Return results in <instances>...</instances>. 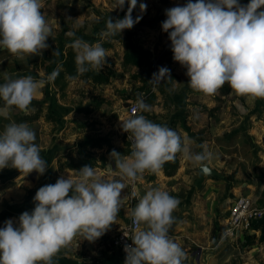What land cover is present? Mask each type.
Instances as JSON below:
<instances>
[{
    "label": "clouds",
    "instance_id": "9594fccd",
    "mask_svg": "<svg viewBox=\"0 0 264 264\" xmlns=\"http://www.w3.org/2000/svg\"><path fill=\"white\" fill-rule=\"evenodd\" d=\"M126 3L124 18L109 17L101 37L119 36L140 22L142 16L132 17L137 0H114L112 8L123 10ZM43 7L42 0H0V49L20 59L41 55L53 37V25ZM139 7L143 13L147 5ZM260 9L264 0H250L246 6L238 0H188L184 6L166 10L162 29L169 33L173 59L187 69L193 90L215 95L227 84L237 96L264 98V11ZM66 35L75 37V32ZM68 46L75 53L76 66V76L69 78L105 66L107 49L101 43L75 38ZM56 75L52 73L48 80ZM164 80L172 78L170 70L161 67L149 83ZM45 83L31 75L6 78L0 84V117L10 119L14 108L27 112ZM147 111L149 105L138 98L133 112ZM121 127L131 141L130 154L110 153L120 178L102 179L93 166L86 165L79 171L69 170L74 176L68 174L67 179L61 177L39 188L34 210L19 216L18 227L8 220L0 228V264H52L53 256L76 236L94 242L109 230L127 198L121 197L126 181L134 184L145 171L158 174L177 154L201 168L210 159L207 149L194 152L193 141L142 114L124 120ZM35 140L26 122L8 123L0 132V169L43 175L48 166ZM132 195L138 193L134 190ZM178 205V199L159 188L148 189L139 198L130 215L135 226L146 227L135 232L132 245L125 246V264H183L187 253L169 236Z\"/></svg>",
    "mask_w": 264,
    "mask_h": 264
},
{
    "label": "rangeland",
    "instance_id": "374dc122",
    "mask_svg": "<svg viewBox=\"0 0 264 264\" xmlns=\"http://www.w3.org/2000/svg\"><path fill=\"white\" fill-rule=\"evenodd\" d=\"M42 2L44 5L42 12L53 25V37L50 38L62 45L64 51L75 38H81L90 44L99 42L103 46L104 43H109L111 47L106 48V63L102 70L106 71L109 68L114 72L109 85L95 86L79 79L69 83L66 96L64 99H60L64 113L61 116L67 115L69 117L67 120H69L64 121L57 115L58 120L56 121L58 122L55 124H47L46 118V122H43L44 125H47L45 146L60 145L55 150V156L48 157L49 162L55 158L65 162L66 158L77 159L79 155L91 156L97 160L96 171L102 179H119L118 171L113 169L114 160L110 157L112 150L108 147L92 149V140L108 138L115 148L119 145L122 148L125 137L128 138V133L122 131L121 123L131 118L128 114V107L138 98L143 99L144 102L146 99V96L140 92L142 87V82L139 79L140 74L143 73L145 77L152 79L153 74H157L161 67H166L170 70V76L175 75L177 79L169 88H165V94H161L158 89L153 88L157 94L155 104L149 105V111L143 112V114L148 119L152 115H157L158 118L154 119V122L161 125H164L165 121H169L172 115L178 113L181 117L189 116V123L196 122V125H191V129L198 128L195 133L201 137L207 151L211 154L208 160H211L214 168L223 175L220 179L216 178L218 180L214 178V181L219 185L218 198L214 199L215 203L208 199L207 192L204 194L205 197L202 196L204 197L202 202L200 199L202 197L195 191L194 194H198L199 198H194L193 200L197 202L189 205L193 209L197 206L205 208L203 231L198 237V242L202 246L204 245V248L192 247L193 256L189 264H264V221L255 231L257 240L252 247H247L239 241H224L218 247H214L212 242L213 238L218 235L217 233L221 231V227L229 215L230 207L238 197L251 195L257 200L258 205L264 201V98L240 97L233 90L229 95L222 96V89L228 86L225 84L215 95L189 92L184 97L185 101L181 112H179L178 106H176L178 109H174L173 97L180 92L172 88L182 87L183 83H186L187 69L174 61L169 33L163 31L162 23L167 19L166 10L180 6L177 0H141L140 4L147 5L146 11L142 13L139 7L134 13L133 19L137 16H142V19L131 29H126L120 34L122 40L129 37L135 47L151 53L149 63L143 68L124 67V42L110 40V35L101 37V32L106 30V20L109 17L114 20V16L119 10H113L114 0H42ZM68 31H74L75 37L66 35ZM37 57L38 60L30 62L33 67L29 71L42 68L46 77L50 76L53 72L52 69H47L48 63H42L41 55ZM15 58L20 59L14 56L8 61L13 65ZM25 58L26 55L23 59ZM160 59H164V63L158 65ZM52 92L54 93L46 86L45 95L48 93L51 101L48 105H38L30 109L32 116L35 115L34 113L46 116L50 112L52 109L50 94ZM94 101H102V108L92 111ZM207 109L215 110L210 113ZM16 113L17 116H20V113L25 112L16 109ZM195 152L197 151L195 150ZM1 170L3 172L0 176V226L3 228L5 222L10 220L8 219L10 211L18 213L22 209L20 204H14V196L9 191L24 189V178L31 175L29 178L31 184L36 175L33 172L30 174L20 173L11 167ZM145 175L149 177L147 171L141 177ZM189 176L194 179L195 172ZM61 177L68 178L57 176L51 172L50 176L44 179L55 184ZM11 178H16V180L7 183V180ZM137 183L138 181L135 184L126 181L127 186L122 191L121 197L127 198L120 208L115 223L102 237L94 242H89L83 240L81 236H76L65 249L74 255L83 256L86 261H88L90 247L95 249L93 252H97L96 249L100 246L109 249L121 228L128 223L130 209H133L138 203V195H132ZM193 213H195L194 210ZM12 221L14 226H17L18 220ZM202 229L199 228V230ZM203 235L204 238H202ZM199 251H201V255L198 262L196 259Z\"/></svg>",
    "mask_w": 264,
    "mask_h": 264
},
{
    "label": "crops",
    "instance_id": "0c3cea01",
    "mask_svg": "<svg viewBox=\"0 0 264 264\" xmlns=\"http://www.w3.org/2000/svg\"><path fill=\"white\" fill-rule=\"evenodd\" d=\"M196 2V0H193ZM181 6L180 0H177ZM238 2L242 6H246L249 2L247 0H238ZM7 55H10L11 57H14L11 53L6 51L5 49H0V84H3L6 82V78L11 79H17L20 77H26L31 75L36 80H44L46 81L44 87L40 90V94L36 96L33 101L31 102L30 108L25 113H20V116H32L30 109L37 107L38 105L46 104L48 105L51 101V98L49 97V94L47 93L45 95V88L48 86L54 93L50 94L52 96V109L55 111V113L64 121H68L67 118H69L67 115L61 116L64 113L62 112V107L60 104H62V99L60 97V94L58 93V90L54 86L53 80L49 81L48 77H46L44 71L42 68L36 70V71H29V69L32 70L31 63L35 59L38 60L37 56H29L26 55L25 59H14L15 63L13 65L8 61L11 59V57H8ZM179 64V63H177ZM176 64V65H177ZM12 65V66H11ZM44 77V78H43ZM189 77L186 81V83H183L182 87H173L172 89L178 90L180 94L175 95L173 97L174 102V109H178L179 112H181V108L184 106L183 103L185 101V96L189 92H193V90L189 85ZM48 84V85H47ZM199 92V91H195ZM215 97V96H213ZM178 104V105H177ZM3 105V101H0V106ZM178 106V107H176ZM36 114V113H34ZM18 114L16 113V109L14 108L10 114V119H4L3 117H0V132L4 130V127L10 123V122H16L15 116ZM180 118L178 122V131L181 133V136L184 138H187L191 141H193L191 148L195 152H202L204 149H206L204 145V141L201 139V137L195 133L196 129H191V125H196V122H190V117L187 118L181 117V115L175 114L172 115L169 119V121H165L164 125L168 126L169 123L175 118ZM46 116H40L39 119L36 121L30 122L27 121L26 123L34 130L36 134V140L35 143L40 148V155L41 157L46 161L47 163V169L46 172L43 175H39L35 171H33V174L36 175V178L33 183H29V178L31 175H27L24 178V189H12L9 192H12L13 198H14V204H20L22 206V209L20 212L14 213L13 211H10V220H18L22 213L29 212L31 213L34 210L35 202L34 197L36 192L39 188H41L44 185L51 184L52 182H48V180H45V177L50 176V173H54L57 176H64L68 177V174L75 175V173L69 172L71 169H64L60 170V162L58 158L52 159L51 162H49L48 157L51 156L53 158L55 156V150L59 148L60 145L54 144L51 147L45 146L46 144V129L47 125H44L43 122H46L45 120ZM42 119V120H41ZM58 122V121H57ZM78 122V121H76ZM47 124H55L56 122L48 121ZM199 145H203L204 148L199 147ZM117 148H120V145L117 146ZM82 157L78 156L77 158ZM64 161V160H63ZM67 161V158L65 159ZM205 164H209L213 169L214 168L212 161L208 160L205 162ZM199 167L197 165H194L188 161H186L183 156H181V163H180V169L178 170L177 174L174 177H166L162 171H160L158 174H155L156 179L154 181H150L149 177L145 175L144 177H140L137 183V186H135V191L138 193V200L143 195L146 194V191L148 189L152 188H159L162 191H166L169 193V195L175 197L179 201L178 208L174 211L173 216L175 218V223L172 225V227L169 230V236L180 246L184 249V251L187 253V259L183 261V264H189L192 259L193 253L191 252L192 247H199L204 248L200 242H198V237L201 236V232L203 231L202 225L204 224L203 216L205 208L202 209V207L197 206L196 208L189 207L190 204H194L197 201L193 200L194 198H199L204 196L207 192L208 199L213 200L217 199L218 197V183L214 181V178L216 177H205L198 185L195 184L196 177L199 173ZM96 169V168H95ZM114 169V168H113ZM115 170V169H114ZM72 171H78V170H72ZM116 171V170H115ZM118 171V170H117ZM3 170L0 171V176H2ZM195 172V178L191 179L192 173ZM220 179V178H218ZM216 179V180H218ZM16 180V178H11L7 180V183H11L12 181ZM27 188V189H26ZM10 189V188H9ZM197 192L198 194L195 195L194 192ZM211 191V192H210ZM213 197H212V196ZM245 196H251V195H245ZM204 197L200 198L202 202L204 201ZM212 197V198H211ZM253 197V196H252ZM197 198V199H198ZM200 202V203H202ZM203 204V203H202ZM193 210L195 213H193ZM130 214V211L128 215ZM16 216V217H14ZM202 222V223H201ZM201 223V225H199ZM223 226V225H222ZM18 227V223H17ZM146 227L145 225H141V229ZM201 228L202 230H199ZM218 234V233H217ZM204 238V235L202 236ZM217 238V235L213 238L212 242L214 247H218L219 245L215 244V240ZM93 248L90 247V252H88V261L83 256L80 255H74V253H71L65 249V247H62L60 251L55 254L52 258V264H120L122 260L121 251L117 248H114L112 245L110 248H105V246H100L97 248V252H93ZM197 261V259H196ZM38 264H43V262H38Z\"/></svg>",
    "mask_w": 264,
    "mask_h": 264
},
{
    "label": "trees",
    "instance_id": "16d2710c",
    "mask_svg": "<svg viewBox=\"0 0 264 264\" xmlns=\"http://www.w3.org/2000/svg\"><path fill=\"white\" fill-rule=\"evenodd\" d=\"M120 14L119 12L116 13L114 16V20L119 18ZM110 40H120L121 42H124L125 47V53L123 58V66L124 67H135V68H143L147 63H149L151 58V53L148 51H144L143 49L137 48L132 43L131 39L129 37H126L125 40L121 39V36H110ZM48 48L44 50L41 54V61L42 63H48L47 69H52V72L57 73L55 78L53 79L54 86L58 90V93L60 94V97L64 99L66 96V91L69 86V83L74 80H81L85 83H91L95 86H104L109 85L112 81V78L114 76V72L112 69L101 70V71H89L88 73L84 74L83 76H80L78 78L72 79L69 77H75L76 76V66H75V53L73 49L69 46H67V49L64 51L62 45H59L56 43V41L52 38H49L47 40ZM105 48H110L111 45L109 43H104ZM171 62V61H169ZM164 63V59H160L159 64ZM152 66V65H151ZM172 80L168 81H161L159 83H149L152 79H149V77H145V75L140 74V80L142 82V87L140 88V92H142L145 96V103L147 105H154L155 100L157 98V94L155 91H153V88L158 89V91L161 94H165V88L170 87L174 80L177 79L175 75H173ZM166 82V83H165ZM222 96H227L231 93L232 89L230 86H227L226 88L222 89ZM103 106V102L101 101H94V107L93 110H99ZM216 109V108H215ZM215 109H207L210 113H212ZM144 115L143 113H139ZM145 116V115H144ZM40 114H35L34 116H15L16 123H22V122H33L39 119ZM157 115H152L149 120L154 122V119H157ZM46 119L48 121L57 122L58 116L57 114L50 109V112L47 113ZM180 118L175 117L168 125L169 128H172L176 130L178 133V122ZM155 123V122H154ZM181 135V134H180ZM130 145L131 142L128 140L127 137H125L124 140V146L122 148H115L108 138H97L92 140L91 147L92 149H102L103 147H108L110 150H115L117 153L121 155H129L130 154ZM181 154H177L174 161L166 162L163 166L162 172L166 177H174L178 170L180 169V163H181ZM93 166L94 168H97V160L94 157H79L77 159H67L65 162H60V170L64 169H71V170H80L84 166ZM113 168L115 169V161L113 162ZM116 170V169H115ZM117 171V170H116ZM149 180L154 181L156 176L155 174L148 172ZM264 221V219L262 220ZM254 223L253 229L257 230L261 224ZM222 229V227H221ZM257 236L246 234L245 235V246L252 247L256 244ZM264 240V239H263Z\"/></svg>",
    "mask_w": 264,
    "mask_h": 264
},
{
    "label": "built area",
    "instance_id": "2783aa9c",
    "mask_svg": "<svg viewBox=\"0 0 264 264\" xmlns=\"http://www.w3.org/2000/svg\"><path fill=\"white\" fill-rule=\"evenodd\" d=\"M250 3V0H247ZM141 0H137V7L132 11V17L134 13L139 9ZM181 6L188 3V0H180ZM192 2H194L192 0ZM128 5L124 6L123 10H118L120 16L119 19H123L127 13ZM258 11H264L260 9ZM135 103L128 107V114L130 117L138 115L137 112H133ZM131 142V141H130ZM136 183V182H135ZM134 183V184H135ZM130 209V213H131ZM128 223L121 228L119 233L113 240L112 246L121 251L122 260L120 264H125L126 253L124 248L126 245H132V237L136 231L141 230V225L139 227L135 226L132 221L131 215L128 217ZM264 219V201L263 203L257 204V200L252 196L242 195L238 197L231 205L229 210V215L222 226L221 231L218 233L215 240L216 245H220L224 241L228 242H245V235L255 234V229H253L254 223H259Z\"/></svg>",
    "mask_w": 264,
    "mask_h": 264
},
{
    "label": "water",
    "instance_id": "95a60500",
    "mask_svg": "<svg viewBox=\"0 0 264 264\" xmlns=\"http://www.w3.org/2000/svg\"><path fill=\"white\" fill-rule=\"evenodd\" d=\"M205 177H216L222 178L223 175L219 173L217 170L213 169L209 164H205L203 168L199 167V173L196 177L195 184L198 185ZM0 228H2L0 226ZM201 251H199V255L197 257V261H200Z\"/></svg>",
    "mask_w": 264,
    "mask_h": 264
}]
</instances>
